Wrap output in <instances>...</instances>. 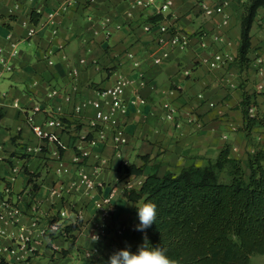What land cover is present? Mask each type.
I'll return each mask as SVG.
<instances>
[{
  "label": "crops",
  "instance_id": "1",
  "mask_svg": "<svg viewBox=\"0 0 264 264\" xmlns=\"http://www.w3.org/2000/svg\"><path fill=\"white\" fill-rule=\"evenodd\" d=\"M68 1V9L56 16V24L48 25V15ZM249 2L240 0L224 14L208 16L203 5L215 7L218 0H173L165 14L156 8L133 7V0H0V56L9 54L12 43L18 51L10 60L12 73L0 65V205L7 201L19 210L17 222L0 224L4 230L0 246L16 251L5 252L0 264H107L114 251L128 247L132 252L134 247L132 234L138 222L136 203L125 195L128 187L139 190L151 174L203 166L226 145L231 146V156L244 164L264 146V125L248 134L240 108L247 93L256 102V114L264 116V91H258L259 85L264 86V8L258 10L252 27L250 64L242 70L237 62ZM34 12L40 15L38 23L31 22ZM105 18L111 19L108 26ZM154 18L186 32L191 38L189 47L174 48L170 34L163 36L166 43L160 45L159 32L144 29ZM32 27L37 31L29 36ZM202 42L208 47L202 48ZM165 52L169 57L164 59ZM216 52L229 54L233 60L213 67ZM82 58L87 65L81 67L76 81L79 91L67 101L65 94L72 85L69 70L80 67ZM158 58L163 59L157 62ZM119 75L132 81L124 96L128 101L123 119L128 143L118 157L115 143L109 139L83 162L99 185L94 196L107 195L113 186L121 189L103 239L93 242L84 227L97 217L92 198L82 191L70 190L60 197L52 196L51 191L59 185L70 186L76 178L78 149L90 148L88 140L95 134L92 103L104 102L101 93ZM53 88L62 94L48 100L47 93ZM137 97L145 104L134 103ZM167 101L177 109L176 120L165 118ZM39 102L45 108L62 109L66 128L45 126L54 141L39 138L27 120ZM82 103L87 106L77 113L75 108ZM47 117L46 112L37 113L34 121L44 125ZM98 153L107 160L104 166L95 157ZM132 165L141 168L142 174L127 177L123 167ZM62 167L68 171L61 172ZM64 211L69 238L42 235L39 229L61 219ZM35 221L39 229L32 227ZM23 236L30 238L27 243ZM93 247L100 249L97 260L89 262L78 255Z\"/></svg>",
  "mask_w": 264,
  "mask_h": 264
},
{
  "label": "trees",
  "instance_id": "2",
  "mask_svg": "<svg viewBox=\"0 0 264 264\" xmlns=\"http://www.w3.org/2000/svg\"><path fill=\"white\" fill-rule=\"evenodd\" d=\"M260 8L264 0H250L242 19L237 57L242 70L250 64L251 31ZM39 20L34 12L31 22ZM252 105H256L253 96L245 93L240 108L248 134L264 125V116H250ZM123 170L128 176L143 172L133 165ZM125 195L136 206L147 201L156 205V221L146 229L149 246L166 249L177 264H251L254 255H264V146L244 164L231 156V146L226 145L203 166L151 174L139 190H127ZM134 213L139 224L136 207ZM144 236V232H133L132 252L144 243Z\"/></svg>",
  "mask_w": 264,
  "mask_h": 264
},
{
  "label": "built area",
  "instance_id": "3",
  "mask_svg": "<svg viewBox=\"0 0 264 264\" xmlns=\"http://www.w3.org/2000/svg\"><path fill=\"white\" fill-rule=\"evenodd\" d=\"M93 2L94 0H90ZM240 0H218V3L215 7H210L208 5H203V9L206 15L213 16L215 14H224L227 8H230L233 4L238 3ZM70 2H66L63 4L60 9L48 15V25L54 26L56 24L55 18L58 14L63 13L69 7ZM142 7L144 9L156 8L159 13L165 14L170 12L173 6V0H133V7ZM111 22L110 18L104 19V25L108 26ZM224 25L228 24V19H225L223 22ZM145 31L151 32L157 30L159 32L158 43L160 45H165L166 41L164 39L165 34H170V44L177 49L185 50L189 47L191 38L190 36L177 28H171V26L163 23L162 21L158 22H148L144 26ZM36 28L32 27L29 29V36H34L36 34ZM10 39L11 36L9 37ZM214 40H218L216 36L213 37ZM202 48H207V43H201ZM18 54L17 47L15 43H12V49L9 54H2L0 56V65L4 67L5 71L8 73H12L14 71V67L10 62L11 58ZM52 52H50V55ZM131 59L134 58L133 54H129ZM169 52H165L163 58H168ZM163 58H158L157 62H161ZM214 61L211 63L213 67L224 66L228 62L232 61L233 58L229 54H225L223 52H216L213 56ZM49 64H53L51 58L48 59ZM87 65V60L82 58L80 60V67H74L69 70V75L72 78L71 92L65 94V99L70 101L73 97V93H77L79 91V87L77 85V80L80 76L81 67ZM135 67L139 66L138 62H135ZM186 74H189L186 71ZM132 81L124 76L119 75L113 85L104 90L101 93V96L104 98V102H93L92 105L96 109L95 117L92 121V126L95 129V134L91 139L88 140V145L90 148L86 149L82 146L78 149V154L75 158V163L78 165V170L76 173V178L71 182L70 186L59 185L52 189V196H62L65 192H70V190L82 191L84 194L92 198V204L97 211L96 220L90 222L89 224H84V227L88 229L89 237L92 239L93 235L99 236L100 242L104 237V230L109 227L110 222L113 218L114 214V205L116 200L118 199L121 189L118 186H113L110 192L102 197L97 198L94 196V191L99 186L95 179H93L88 172L85 170L83 166V162L93 155V149L97 147H103L107 144L109 139H112L115 143L116 147V155L118 157H122L123 147L128 143L127 132L125 130V126L123 124V119L127 116L128 113V101L125 99V93ZM141 84L146 85V80L141 78ZM154 87V86H152ZM258 90L260 92L264 91V86L259 85ZM62 92L58 89H51L47 93V99L52 100L57 96H60ZM134 103L145 104V100L142 98H136ZM18 106V104H15ZM87 106V103H82L76 106L75 110L77 113H81L82 110ZM166 114L165 118L167 120H176L177 117V109L172 105L170 101H167L163 105ZM46 112L48 117L44 125L36 124L34 121V116L37 113ZM250 116L256 115V108L254 105L250 107L249 110ZM62 109L61 107L51 108L44 107L42 103H37L32 111V114L28 116L27 120L32 124L33 130L35 134L46 141H54L55 136L45 130V126L57 127L61 129L66 128V124L62 119ZM178 127H181V122L177 123ZM92 149V150H91ZM37 151H40L41 148H37ZM27 151H32L31 147H27ZM95 157L98 159L101 166L107 164V160L100 156V154H95ZM63 166V165H62ZM101 168V167H100ZM60 171L67 172L68 169L62 167ZM127 177H129L127 175ZM132 188L128 187L125 191L131 190ZM19 216L18 208L12 206L7 201H3L0 205V224L4 225L11 222H17ZM61 219L52 222L51 224H47L39 229V224L37 221L32 223L33 228H38L42 235H48L51 237H60L64 239H68L70 234L67 231V226L63 221V218L67 216L66 211L61 213ZM82 217V215L80 216ZM122 230H119L118 233H122ZM4 234L3 228H0V236ZM24 243L30 239L26 236H23ZM93 240V239H92ZM59 250L58 247L56 248ZM16 251L14 249H8L6 247L0 246V258L1 256L7 252ZM78 255L82 257L83 260L93 262L97 260L100 255L99 247L87 248L78 252ZM58 264V263H55Z\"/></svg>",
  "mask_w": 264,
  "mask_h": 264
},
{
  "label": "clouds",
  "instance_id": "4",
  "mask_svg": "<svg viewBox=\"0 0 264 264\" xmlns=\"http://www.w3.org/2000/svg\"><path fill=\"white\" fill-rule=\"evenodd\" d=\"M139 224L135 226L136 231L144 232V243L137 251L131 252L128 247L114 251L108 258L107 264H177L166 254V249L159 246H149L146 229L150 228L156 221V205L151 202H142L135 206ZM93 242L99 241L98 235L92 236Z\"/></svg>",
  "mask_w": 264,
  "mask_h": 264
},
{
  "label": "rangeland",
  "instance_id": "5",
  "mask_svg": "<svg viewBox=\"0 0 264 264\" xmlns=\"http://www.w3.org/2000/svg\"><path fill=\"white\" fill-rule=\"evenodd\" d=\"M181 126H182V124H181ZM251 264H264V255H254L251 258Z\"/></svg>",
  "mask_w": 264,
  "mask_h": 264
}]
</instances>
